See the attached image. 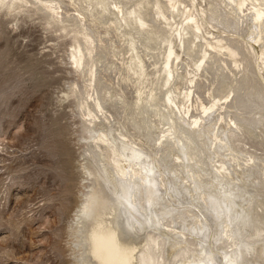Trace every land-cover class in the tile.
<instances>
[{"label": "bare ground", "instance_id": "bare-ground-1", "mask_svg": "<svg viewBox=\"0 0 264 264\" xmlns=\"http://www.w3.org/2000/svg\"><path fill=\"white\" fill-rule=\"evenodd\" d=\"M67 1L75 17L63 9L62 0H0V9L31 5L50 15L48 29L58 25L63 34H76L71 64L79 79L72 97L87 143L82 168L88 190L71 228L78 248L75 264H263L264 161L243 158L240 149L244 140H264V110L253 103L264 99V89L255 81L249 50L236 39L223 45L222 35L204 29L190 0ZM202 13L220 33H234V22L249 21L247 35L261 48L258 67L264 71V0H214ZM102 23L120 37L125 52L103 41L96 26ZM203 46L208 50H199ZM180 53L190 60L201 53L192 71H183ZM219 54L230 59L238 78L224 74ZM206 69L214 71L216 91L228 88L229 93L198 106L194 88ZM241 91H250L246 101ZM228 99L258 119L226 122L224 111L232 109L224 105ZM215 113L227 133L221 128L214 133L205 122ZM152 146L153 154L147 151ZM221 152L225 159L216 165ZM171 157V175L182 192L175 188L173 196L169 190L170 201L186 207L177 221L161 198L166 178L155 173ZM182 224L194 227L197 236Z\"/></svg>", "mask_w": 264, "mask_h": 264}, {"label": "rangeland", "instance_id": "rangeland-1", "mask_svg": "<svg viewBox=\"0 0 264 264\" xmlns=\"http://www.w3.org/2000/svg\"><path fill=\"white\" fill-rule=\"evenodd\" d=\"M62 1L67 14L75 17L68 1ZM179 1L189 4V0ZM190 1L191 12L202 19L204 29L225 38L223 45L236 39L249 50L254 59L255 81L264 89V71L258 67L261 64V48L247 35L250 22L244 21L239 26L234 22L235 35L230 30L220 33L221 29H212L202 13L214 0ZM27 7L23 11L17 9L11 12L0 9V264H75L78 248L71 228L74 227L82 195L88 190V178L82 168L87 143L83 140L81 111H78L76 100L72 97L73 86L79 79L71 64V51L73 53L76 46V40L72 38L75 33L63 34L58 25L48 29L50 15L45 10H35L31 5ZM106 25H96L97 31L103 35V41L113 43L114 51L125 52L119 47L120 37ZM199 50L208 48L203 46ZM200 55L190 60L180 53L185 64L191 65L187 68L184 64L183 71H192ZM218 57L224 74L230 79L238 78L240 74L230 59L223 54ZM213 73L206 69L202 73L204 77L199 78L194 88L198 106L200 101L209 103L229 93L228 88L221 93L216 91L218 83ZM109 79L115 81L113 75ZM126 93L127 98H131L129 90ZM249 93L241 91V100L246 101L244 96ZM229 99L224 105L228 104L232 109L223 110L226 122L231 119H258L254 117V107L263 113L264 99L253 102L254 107H249L253 113L249 114L239 103L236 109ZM215 114H210L205 122L213 127L214 133L221 131L220 128L227 133V127L218 121V113ZM240 149L244 152H241L243 158L252 156L260 159L256 160L257 163L264 161V140L259 143L244 140L240 143ZM147 151L153 154L156 148L152 146ZM225 155L226 152H221L215 156L214 164L225 159ZM174 162L173 157L169 158L167 165L156 166L159 170H155V173L159 178L162 172L166 178L165 190L161 187V198L168 200L170 216L177 221L178 217L186 214V207L170 201L168 191L171 190L175 196V188L178 189L180 185L178 179L171 175ZM255 185L257 183H253ZM178 191L181 193L182 189ZM261 191L260 195L264 196V188ZM189 219L185 216V221ZM181 226L192 228L193 235L197 236L194 227ZM211 227L214 228V225ZM218 245L225 244L219 242ZM199 248L196 246L194 250L198 251ZM218 258L222 263V256Z\"/></svg>", "mask_w": 264, "mask_h": 264}]
</instances>
